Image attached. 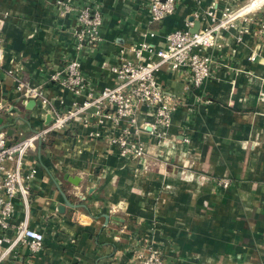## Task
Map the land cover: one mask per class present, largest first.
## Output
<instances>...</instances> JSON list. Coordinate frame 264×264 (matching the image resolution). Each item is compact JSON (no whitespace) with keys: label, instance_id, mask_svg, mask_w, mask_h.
<instances>
[{"label":"crops","instance_id":"crops-1","mask_svg":"<svg viewBox=\"0 0 264 264\" xmlns=\"http://www.w3.org/2000/svg\"><path fill=\"white\" fill-rule=\"evenodd\" d=\"M246 1L177 0L173 14L151 21L149 0H0V131L12 127V138L20 140L50 120L38 99L26 108L18 82L40 87L53 109L67 112L115 84L107 66L123 55L134 61L131 45L163 47L186 21L190 30L195 20L206 25V9L220 13ZM87 5L102 14L99 40L78 48L76 9ZM253 19L224 30L220 48L203 50L214 61L200 88L183 69L163 65L155 73L176 107L170 126L157 127L162 144L155 145L150 127L153 108L139 107L136 120L148 157L166 168L143 170L116 146L90 140L91 129L78 119L29 149L24 166L36 168L29 225L43 233V246L35 254L19 246L0 264H137L144 242L154 244L163 264H264V36L257 30L264 12ZM73 60L85 84L78 93L61 84ZM221 177L230 180L227 188L217 183ZM74 178L77 185L69 181ZM22 215L17 198L12 224Z\"/></svg>","mask_w":264,"mask_h":264},{"label":"built area","instance_id":"built-area-1","mask_svg":"<svg viewBox=\"0 0 264 264\" xmlns=\"http://www.w3.org/2000/svg\"><path fill=\"white\" fill-rule=\"evenodd\" d=\"M176 1L149 0L150 20L161 21L173 14ZM225 11L217 13L212 8L206 9L201 19L206 22V25L192 32L189 28L193 24L192 21H186L184 28L176 29L166 35L163 47H156L146 41L131 45L128 51L134 55V61L123 55L120 61L107 66L114 75L115 84L105 87L91 100H85L79 105L74 104V108L67 112L53 109L39 87L24 82L16 84L15 90L23 97L38 99L40 105L47 109L50 120L45 128L20 140H14L4 130L0 131V262L11 253H16L19 246L27 247L33 254L39 252L43 246V233L29 225L30 182L36 174V168L24 166L28 150L41 141L46 133L63 129L71 121L77 119L85 123L94 116V120L100 123L104 122V118H111L114 125L122 120L132 123L133 127L131 126L127 131L124 130V133H119L116 135L119 136L118 139L112 141L120 148L126 146L127 139L121 137L125 132L129 133V138L138 139L137 131L143 128L139 129L136 120L139 107L154 108L155 119L150 124L152 129L155 128L157 121L160 123L168 121L176 107L171 102L170 96L166 95L157 83L155 73L163 65L171 70L183 69L189 73L193 88L201 86L209 77L214 61L212 54L204 53L203 50L220 48L223 31L234 27L236 25L234 20L241 18L246 22L253 21L254 15L264 12V0H247L233 11L228 8H225ZM77 19L79 23L78 47L90 45L95 40L98 41L99 26L102 22L98 10L88 6L81 8ZM257 24L258 32L264 33V19L259 20ZM150 35L153 34L150 33ZM152 56L156 59L151 60ZM2 57L0 35V61ZM255 57L253 53L251 59L254 60ZM65 71L66 76L61 84L76 93L82 91L85 84L79 63L76 60L68 62ZM55 76L52 75V78ZM3 111H5L4 104L0 100V113ZM131 142L133 143L132 140ZM143 145L142 141L135 143V151L138 155L144 151ZM17 198L23 204V215L16 224H12L11 218L14 215V203ZM140 264H163L160 251L153 247Z\"/></svg>","mask_w":264,"mask_h":264},{"label":"rangeland","instance_id":"rangeland-1","mask_svg":"<svg viewBox=\"0 0 264 264\" xmlns=\"http://www.w3.org/2000/svg\"><path fill=\"white\" fill-rule=\"evenodd\" d=\"M88 6V5H87ZM86 6H83V7H80V8H78V9H76V20H77V25H78V27H77V29H76V31L74 32V37H75V40H76V47H78V42H77V34H78V30H79V23H78V19H77V17H78V11L81 9V8H85ZM88 7H90V6H88ZM91 8H93L94 10H98V12L100 13V16H101V20H102V14H101V12H100V10L96 7H91ZM225 8H228L230 11H233L234 9H236V8H231V7H229V6H226ZM225 8L222 10V12L224 13V12H226L225 11ZM221 12V11H220ZM240 20H242L241 18L239 19H236V20H234L235 21V24L238 22V21H240ZM243 21V20H242ZM101 25H102V22H101V24H100V26H99V30H100V27H101ZM262 36H264V33L262 32V33H260ZM238 40H241V38L240 37H238ZM98 41L97 40H95L93 43H91L90 44V46L91 45H94V44H96ZM84 46V45H83ZM78 48H80V47H78ZM253 53L254 52H251V54L249 55V57H248V59L250 60V61H253L251 58H252V55H253ZM257 54L255 53V56H256ZM67 87V86H66ZM40 88V87H39ZM197 88H200V86L199 87H197ZM92 98L91 97H89V99H87V100H91ZM209 101V100H208ZM207 101V102H208ZM150 107V106H149ZM93 108V107H92ZM151 108H153V107H151ZM154 109V108H153ZM108 111H106V113H107ZM171 115H172V113H171ZM170 122H171V116H170V118L168 119V121H165L164 123H160V121H157L156 123H155V128L153 129L154 130V132L156 133L155 134V136L159 139V140H157L156 141V146L157 145H161L162 144V140H163V137H162V134H159V133H157V127H160V128H162V129H164V128H167V127H169L170 126ZM120 123V122H119ZM119 123L117 124V125H114V123H112V120H111V118H104V122L103 123H100V122H97V121H95L94 120V116L93 117H90L89 119H88V121L87 122H85V123H82V125L85 127V128H87V129H91V130H89L88 132H87V136L89 137V139L90 140H94V139H101V140H104V141H107V143L108 144H110V145H114V146H116V148L118 149V152H119V155L121 156V157H123V158H126V159H128V160H131V159H133V160H138V161H140V162H142L141 164H142V169L143 170H149V168L154 164V165H158V167H160L162 164H164V166H165V163L166 162H164V163H161V161L160 160H158V158L155 156V159H154V161H153V159H151L150 157H148L149 155L148 154H150V152H149V148H147L146 147V143H143L142 142V144H144L143 145V147H144V151H142L141 152V154H137L136 153V151H135V143L138 141V143H141V140H140V138H139V135H140V132L141 131H137V137H138V139H134L133 137H130L129 138V133L128 132H125V134L124 135H121V137H123V139H127V141H126V146L124 145L123 147H119V145L117 144V143H115V144H113L112 143V141L113 140H115V139H118V137L116 136V135H118L119 133L121 134V133H124V130L125 131H127L129 128H131V125H132V123H127V125H125L124 127H122L121 128V126H119ZM96 124H97V127L99 128V129H97V127H96ZM160 124H162V125H160ZM68 125V124H67ZM66 125V126H67ZM65 126V127H66ZM46 126H44L43 128H45ZM52 131H50V132H48V133H46L45 135H44V138L41 140V142L42 141H45L46 140V137H47V135L49 134V133H51ZM131 140L133 141V143L131 142ZM140 141V142H139ZM184 141L185 142H188V139L187 138H185L184 139ZM40 142V141H39ZM84 142L86 143V141L84 140ZM38 143V142H37ZM36 143V144H37ZM35 144V145H36ZM128 145V146H127ZM152 161V162H151ZM153 165V166H154ZM165 168H166V166H165ZM173 168H175V171L177 172V170L179 169V167H173ZM173 168L171 169V171H173L174 172V170H173ZM183 171V173L185 172L184 170H182ZM170 172V170L168 169L165 173L166 174H170L169 173ZM179 172V171H178ZM216 181H217V183L221 186V187H223V188H227L228 186H229V184H230V180L228 179V178H226V177H221V178H219V179H216ZM153 247H155L154 246V244H151V243H147V242H144L143 243V245L142 246H140L138 249V251L136 252V259H137V264H140L141 263V261L142 260H144V258L147 256V254H148V252L153 248Z\"/></svg>","mask_w":264,"mask_h":264},{"label":"water","instance_id":"water-1","mask_svg":"<svg viewBox=\"0 0 264 264\" xmlns=\"http://www.w3.org/2000/svg\"><path fill=\"white\" fill-rule=\"evenodd\" d=\"M199 27H200V21L195 20L194 21V26L191 28V31L192 32H195V31H197L199 29ZM35 104H36V101H35L34 98L27 97V99H26V108L30 109ZM48 119H49V117H48ZM0 121H1V119H0ZM13 129L14 128H12V127H10L9 129H7L6 130L7 135L11 136L12 133H13ZM69 181H71L72 183H74V184L77 185L79 180H78V178H74V179H69ZM66 205H71V204L68 201H66ZM63 209H64V206H62V205H60L58 207V211H60V212H62Z\"/></svg>","mask_w":264,"mask_h":264}]
</instances>
